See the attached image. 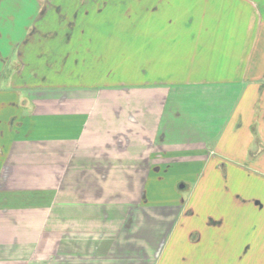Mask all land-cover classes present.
I'll return each mask as SVG.
<instances>
[{
	"label": "crops",
	"instance_id": "1",
	"mask_svg": "<svg viewBox=\"0 0 264 264\" xmlns=\"http://www.w3.org/2000/svg\"><path fill=\"white\" fill-rule=\"evenodd\" d=\"M35 2L0 51V264H263L264 0Z\"/></svg>",
	"mask_w": 264,
	"mask_h": 264
},
{
	"label": "rangeland",
	"instance_id": "2",
	"mask_svg": "<svg viewBox=\"0 0 264 264\" xmlns=\"http://www.w3.org/2000/svg\"><path fill=\"white\" fill-rule=\"evenodd\" d=\"M83 7L87 9V5L85 4ZM37 8L38 7L35 0H0V35H1L0 51H3L5 55L7 53H9L10 56L13 54L14 49H11L10 46L13 44H20L19 42L23 40L24 30L25 31L28 30L31 25L35 24ZM9 34L12 37H10ZM124 67L125 66L118 65V66H112L110 68L109 65L107 69H111V70L108 71H118V72H109L107 77L105 76V74H101V75H104L106 77L105 79L106 81L108 79H110L111 81V79H114L120 74L121 69H123ZM104 69H106V67H104ZM124 71H125L124 75L126 78H128V76L132 74L130 72H126L127 70L125 68ZM119 76L123 78L121 74ZM187 187L189 189V186ZM220 187L221 185H217V188L215 190L216 193H220ZM243 216H247V215H243ZM258 260L260 261V259ZM249 261L250 259H246L244 262H241L240 264H248ZM260 263L261 262H257V260L254 258L250 264H260Z\"/></svg>",
	"mask_w": 264,
	"mask_h": 264
},
{
	"label": "water",
	"instance_id": "3",
	"mask_svg": "<svg viewBox=\"0 0 264 264\" xmlns=\"http://www.w3.org/2000/svg\"><path fill=\"white\" fill-rule=\"evenodd\" d=\"M182 187V186H181Z\"/></svg>",
	"mask_w": 264,
	"mask_h": 264
}]
</instances>
